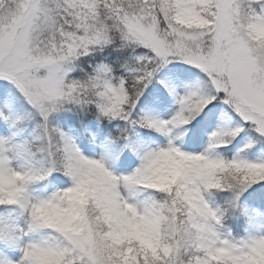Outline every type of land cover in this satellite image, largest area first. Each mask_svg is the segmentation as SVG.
I'll return each instance as SVG.
<instances>
[{
  "label": "snow or ice",
  "instance_id": "snow-or-ice-1",
  "mask_svg": "<svg viewBox=\"0 0 264 264\" xmlns=\"http://www.w3.org/2000/svg\"><path fill=\"white\" fill-rule=\"evenodd\" d=\"M0 264H264V0H0Z\"/></svg>",
  "mask_w": 264,
  "mask_h": 264
}]
</instances>
